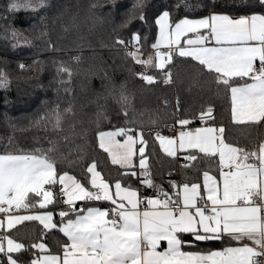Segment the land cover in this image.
Masks as SVG:
<instances>
[{
	"label": "snow or ice",
	"instance_id": "6c2138e0",
	"mask_svg": "<svg viewBox=\"0 0 264 264\" xmlns=\"http://www.w3.org/2000/svg\"><path fill=\"white\" fill-rule=\"evenodd\" d=\"M259 3L264 8V0ZM48 6V0H8L6 11H36ZM98 6L91 3L89 11ZM125 7V24L137 16L145 20L144 0H135ZM155 24L159 36L151 45L154 57L140 54L139 35L134 36L133 49L126 52L141 65L142 71L137 73L141 79L152 84L155 76L148 73L149 67L164 69L174 55L189 58L230 93L233 123L264 125V12L232 15L212 11L200 18L187 15L174 18L165 8L157 15ZM10 36L16 41L22 38L29 42L16 29H11ZM116 43L124 45L125 41L118 38ZM161 47L165 51H160ZM18 66L22 70L26 67L23 63ZM57 72L67 74L70 80L73 69L61 63ZM165 76V82L170 83L171 72ZM9 84L10 78L0 70V89L7 90ZM123 88L122 84L117 103L127 117L130 100ZM212 112L211 107L201 111V121L206 117L214 119ZM66 113H72L71 105L61 111L56 104L35 119L32 126L61 132ZM96 117L97 126L101 120L108 119L104 106H98ZM178 123L182 126L178 147L175 137L156 133L163 151L169 157H176L178 150L197 149L206 157H218L219 179L205 170L202 186L171 182L173 188L182 187V193L177 192L174 199L154 183L144 155L147 140L134 128L98 130L97 139L99 148L108 154L112 164L121 168H132L133 157L139 153V172L132 170L126 174L138 180L142 174L144 179L140 183L154 189L152 196L144 198H140L137 188L122 186L119 179L109 181L102 177L94 159L87 166L90 179L83 183L67 171L58 172L55 140H49L47 147L24 149L13 147V137H9L0 151V213L6 216L7 228L10 230L24 220H37L45 229L58 228L66 240L59 253H52L45 243L26 246L9 235H0V264H24L15 254L31 249H38L39 253H34L28 264H264V142L258 151L246 150L226 140L223 125L186 131L183 126L189 125L190 120L181 118ZM117 136L126 139L121 142ZM184 159L195 161L197 154L190 153ZM57 183L63 185L61 191L67 197L63 203L69 206L59 211V225L53 222L51 210L36 215L10 214L13 208L28 211L37 204L44 209L52 203L53 195L44 185ZM29 193L35 194L32 200L27 199ZM41 194L43 198L37 199ZM75 201H107L114 207L86 204L76 208ZM4 226L5 221L0 220V229ZM212 242H219L222 247L200 250L202 243Z\"/></svg>",
	"mask_w": 264,
	"mask_h": 264
},
{
	"label": "trees",
	"instance_id": "16d2710c",
	"mask_svg": "<svg viewBox=\"0 0 264 264\" xmlns=\"http://www.w3.org/2000/svg\"><path fill=\"white\" fill-rule=\"evenodd\" d=\"M134 2L48 0L46 8L8 12V0H0V16L7 17L0 19V70L10 78L7 90L0 89V151L7 145L9 137H13V147L24 149L47 147L49 140H55L58 172L67 171L83 183L90 179L87 166L94 159L102 177L109 181L119 179L122 186L137 188L140 198H144L152 196L154 189L140 183L144 179L142 174L139 180L126 174L132 170L139 172L136 164L139 157L136 156L134 166L129 169L112 164L108 154L98 146V130L109 131L123 126L142 132L147 140L144 155L152 179L172 196L178 188L171 187V182L176 184L178 181L181 185L184 182L200 183L202 186L203 171L218 176V157H206L198 151L188 153L197 154L195 161H186L181 156L169 157L156 137L148 132L150 128L178 123L181 118L197 125L201 111L211 107L214 119L210 120V125L215 128L223 125L228 142L246 150L258 147L264 140V125L233 123L230 93L218 86L211 74L201 72L197 62L174 55L172 65L168 64L164 69L148 68V73L155 76V82L149 84L137 75L142 71L141 65L128 57L123 45L116 40L126 42L139 35L141 55L146 58L155 52L151 47L159 34L155 19L163 9L167 8L174 18L185 15L200 18L212 11L232 15L260 13L264 8L259 0H144L145 20L137 16L125 24V5ZM91 3L99 6L89 11ZM11 29L18 30L29 42L11 38ZM73 57L80 59L77 61ZM34 61L40 63L34 64ZM20 63L26 65L25 69L18 66ZM61 63L73 69L70 80L67 74L57 72ZM170 69L173 76L171 82L166 83L165 73ZM122 84L130 100L127 117L117 103ZM56 104L61 111L69 105L72 107V113L65 114L63 131H45L32 126L35 119ZM100 105L104 106L108 119L101 120L97 126L96 113ZM126 120L130 123L126 124ZM48 187L54 194L51 204L44 209L37 204L28 211H19L33 214L51 210L54 223L59 225V211L69 206L63 203L59 183ZM33 197L35 194L30 193L27 199ZM104 203L82 201L73 207L81 208L86 204L107 207ZM7 235L26 246L34 242L45 243L52 253H59L66 240L58 228L45 229L37 220H24L8 229ZM221 247L219 242L202 243L200 250ZM34 253L39 250L31 249L15 255L28 264Z\"/></svg>",
	"mask_w": 264,
	"mask_h": 264
},
{
	"label": "built area",
	"instance_id": "2783aa9c",
	"mask_svg": "<svg viewBox=\"0 0 264 264\" xmlns=\"http://www.w3.org/2000/svg\"><path fill=\"white\" fill-rule=\"evenodd\" d=\"M135 40L133 39V40H130V41H126L125 42V44L123 45V49H124V51H125V53L128 51V50H131V49H133V45H135ZM160 51H165V49L163 48V47H161L160 48ZM140 54H142V50H141V52H140ZM173 57H175V56H173ZM166 64H169V65H172L173 64V58H172V60L170 61V62H168V63H166ZM257 64H258V62H257ZM168 71H170L171 72V77L173 76V71H172V69H170V70H168ZM167 71V72H168ZM198 124H200V125H208V124H210L208 121H205V120H203V121H199V123ZM179 129V125H178V123H168V124H166V125H164L162 128H158V129H151L150 128V130L148 131L150 134H152V135H154L155 137H156V133L157 132H159L161 135H163V136H167V137H174L176 134H177V130ZM122 138L123 139H126V137H124V136H122ZM176 184L177 185H181V183H179L178 181H176ZM179 189L180 188H178V190L175 192V194L177 193V192H179ZM175 194H174V196H172L171 194H169L173 199L175 198ZM91 202H93V203H104L103 201H91ZM108 203V202H107ZM105 204V203H104ZM109 204V203H108ZM108 204H105V205H107V206H109ZM109 207H112V206H109ZM108 207V208H109ZM144 208V205L143 204H141V210ZM16 212V209H12L11 210V213H15ZM10 213V214H11ZM6 216H5V214H3V213H0V220H4V218H5ZM0 235H7V230H6V228H5V226L2 228V229H0ZM5 245H6V242H5Z\"/></svg>",
	"mask_w": 264,
	"mask_h": 264
},
{
	"label": "crops",
	"instance_id": "0c3cea01",
	"mask_svg": "<svg viewBox=\"0 0 264 264\" xmlns=\"http://www.w3.org/2000/svg\"><path fill=\"white\" fill-rule=\"evenodd\" d=\"M183 39V38H182ZM153 57H154V55H155V52H154V54H151ZM258 62V61H257ZM154 63H155V60H154ZM212 117H213V113H212ZM212 118H205L204 120L205 121H208L209 123H210V120H211ZM193 123V122H192ZM192 123H190L189 125H187V126H183V130H186V131H192V130H194L195 128H197V127H213V126H211L210 124H208V125H200V124H197V125H192ZM178 125H179V129L177 130V134L174 136L176 139H177V141H178V136H179V132L182 130V126L178 123ZM262 142H264V140L262 141ZM261 144V143H260ZM260 144L258 145V147L255 149V150H257L258 151V149H259V146H260ZM191 151H198L197 149H186V150H178L177 151V155H176V157H178V156H181V157H185L186 155H188V153L189 152H191ZM199 152V151H198ZM137 156V155H136ZM136 156H135V158H136ZM134 158V159H135ZM138 163V162H137ZM136 163V164H137ZM134 164H135V161H134ZM134 166V165H133ZM212 175V174H211ZM217 178L219 179V177L217 176ZM113 187H114V185H112V189H113ZM60 188H62L63 189V185H60ZM44 189H47V190H49L50 188L48 187V185H44ZM179 192H181L182 193V187H180V189H179ZM113 193H114V191H113ZM30 194V193H29ZM61 194H63V192L61 191ZM40 199H42V196H40ZM67 199V197L65 196V195H62V200L64 201V200H66ZM114 199H116V200H119V198L118 197H114ZM53 202V201H52ZM82 201H80V202H78L77 204H79V203H81ZM107 202V201H106ZM75 203V202H74ZM109 204V206H112V207H114V205H111V203L110 202H108ZM77 204H74L73 206H75V205H77ZM65 205H67V204H65ZM125 205L127 206V202H125ZM109 206H107V207H100V208H108ZM94 207H96V206H94ZM140 208H141V205H140ZM143 210V209H142ZM11 214H14V213H11ZM34 214V213H33ZM15 215V214H14ZM4 221H5V228H6V230H8V228H7V223H6V217L4 218ZM22 222V221H21ZM20 223V222H19ZM18 224V223H17ZM16 225V224H15ZM14 225V226H15ZM245 242H247V241H245Z\"/></svg>",
	"mask_w": 264,
	"mask_h": 264
},
{
	"label": "rangeland",
	"instance_id": "374dc122",
	"mask_svg": "<svg viewBox=\"0 0 264 264\" xmlns=\"http://www.w3.org/2000/svg\"><path fill=\"white\" fill-rule=\"evenodd\" d=\"M159 29V28H158ZM158 36H159V34H158ZM166 65H168V64H166ZM165 65V66H166ZM153 68V67H152ZM116 139L117 140H119V141H121V142H123V140L124 139H121L120 138V136H117L116 137ZM139 141L137 142V144L135 145V148H139ZM177 147H178V141H177ZM178 154V153H177ZM138 157H139V153L137 152V154H136ZM135 155V156H136ZM135 156L133 157V160H134V158H135ZM137 166H138V163H137ZM133 167V166H132ZM91 175V174H90ZM59 189H60V192H61V190H62V188H60V184H59ZM45 190H47V189H45ZM51 192H52V194H53V191L51 190V189H49ZM111 191L113 192V191H115V188L113 187V189L111 188ZM63 192V191H62ZM62 195H64V194H62ZM41 196H42V198H43V194H41ZM54 200V194L52 195V201ZM78 202H80V201H75V203L74 204H77ZM49 204H51V203H49ZM49 204H47L46 205V207L49 205ZM43 212H45V211H43ZM36 214H42V212H40V213H34V214H21V212L20 211H18V212H15V215H36ZM14 215V214H13ZM54 222V221H53Z\"/></svg>",
	"mask_w": 264,
	"mask_h": 264
}]
</instances>
